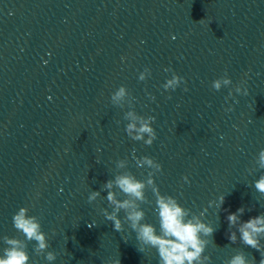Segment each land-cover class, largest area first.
Masks as SVG:
<instances>
[{
	"label": "clouds",
	"instance_id": "obj_1",
	"mask_svg": "<svg viewBox=\"0 0 264 264\" xmlns=\"http://www.w3.org/2000/svg\"><path fill=\"white\" fill-rule=\"evenodd\" d=\"M165 72H171V78L167 79L162 85L164 90L174 91L182 83L184 78L177 75L171 68H166ZM151 75V70L145 68L139 74L138 79L145 81ZM241 85L235 87L234 91L238 94L247 95V88ZM232 84L231 79L225 73L224 76L215 79L211 87L219 91L222 87ZM187 91V88L184 89ZM155 99V97H151ZM229 97L232 91H229ZM129 96L127 88L123 85L118 87L111 95L113 105L122 107L121 102ZM171 97L169 96V99ZM227 99V98H226ZM226 111H233L232 107ZM128 121L125 131L129 138L134 141H143L146 145H152L157 139V133L152 127L155 121L154 116H142L136 111H128L124 115ZM147 137V138H145ZM138 167H147L150 169L144 179H138L130 170L121 171L115 174L113 179L107 180L103 185L106 190V200L111 207L109 212L107 208L101 209L105 218L112 222L114 231L122 232L124 224L136 233V239L139 242L138 251L144 252L146 247L155 248L159 256V264H209L210 257L204 255L206 246L209 244L207 237H212L216 228L205 223L200 217L192 213L190 209L183 207L178 200L166 194H161L159 187L155 183L154 177L161 173L162 165L150 156H143L136 159ZM258 169L264 170V149H261L255 159ZM117 167L123 169V161L117 162ZM252 169L249 170L251 173ZM183 180L187 183L188 177ZM255 189L264 194V174L254 182ZM151 190L155 197L156 212L159 219V230L148 222H145V212L142 210L143 203H150L146 196V191ZM117 192L122 194L123 199L119 198ZM101 191H91L88 196V202L96 201L100 197ZM225 202V196L218 197V201H211L210 206L215 204L221 208ZM245 207L238 208L235 212H229L226 216L228 223V239L232 244L237 243V233H239V242L260 252L261 259L259 264H264V213L250 217L247 221L241 220L245 213ZM251 210V209H249ZM123 211L124 217L120 218ZM225 211H228L225 209ZM28 207H20L13 215V226L23 239L17 237L4 236L3 241L7 247L0 255V264H29V254L27 251L28 242L35 241L34 252L37 255H44L48 262L55 261L57 253L47 251L49 248L47 234L42 230L40 219L35 215H29ZM93 224H89L92 227ZM235 229V230H233ZM213 242V241H212ZM253 261L254 258H253ZM243 250L237 251L225 264H253ZM113 264H121L116 260Z\"/></svg>",
	"mask_w": 264,
	"mask_h": 264
}]
</instances>
